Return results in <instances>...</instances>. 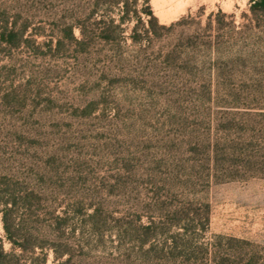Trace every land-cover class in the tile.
Wrapping results in <instances>:
<instances>
[{"label":"rangeland","instance_id":"rangeland-1","mask_svg":"<svg viewBox=\"0 0 264 264\" xmlns=\"http://www.w3.org/2000/svg\"><path fill=\"white\" fill-rule=\"evenodd\" d=\"M31 2L30 32L0 40V187L46 200L33 215L62 261L264 264V15L251 0H151L157 21L108 32L81 13L88 0ZM76 20L83 44L65 30ZM0 239L9 250L1 214Z\"/></svg>","mask_w":264,"mask_h":264},{"label":"trees","instance_id":"trees-1","mask_svg":"<svg viewBox=\"0 0 264 264\" xmlns=\"http://www.w3.org/2000/svg\"><path fill=\"white\" fill-rule=\"evenodd\" d=\"M33 9L34 5L31 0H10L9 3L2 0L0 3V40L9 44L10 41L7 40V37L13 38L29 33L32 28ZM79 9L81 13H86L89 20L96 17L110 19L106 28L107 32L112 29L120 31L122 26L129 22L136 21L137 25H145V19H148L147 22L151 25L157 21L151 7V0H88ZM250 11L253 16L264 15V0H251ZM112 16L115 17L112 18ZM85 26L80 20H76L73 24L66 25L65 30L74 41L83 44L88 35ZM136 26L134 32H136ZM75 28L80 31V39L75 38ZM104 39L107 40L108 36H105ZM44 203L46 200L34 191L27 192L23 188H16L7 192L0 187V214L2 215L5 239L10 245L9 250H6L4 240L0 239V264H27V260H30L31 264H48L50 251L54 254L53 264H68L70 262L62 261L65 251H68L66 245L54 244L46 239L47 232L52 227L50 221L35 219L37 208L42 209ZM21 210L25 211V215L28 216L29 225L23 226V224L16 223L15 217ZM62 221L64 222V219ZM33 224H38L39 228H34ZM242 243L245 246L253 247L247 242ZM205 254L209 262L212 263L218 253L212 254V250L207 246ZM224 255L225 258L229 257V254ZM225 261L228 260L225 259ZM258 263L259 257L256 252H253L252 259L248 264ZM186 264L192 263L188 261Z\"/></svg>","mask_w":264,"mask_h":264}]
</instances>
